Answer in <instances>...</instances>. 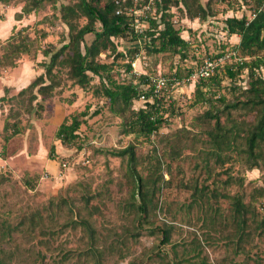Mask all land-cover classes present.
<instances>
[{
  "label": "trees",
  "instance_id": "16d2710c",
  "mask_svg": "<svg viewBox=\"0 0 264 264\" xmlns=\"http://www.w3.org/2000/svg\"><path fill=\"white\" fill-rule=\"evenodd\" d=\"M17 1L0 0V5L22 4L14 16L18 22L49 6L67 27V41L56 51L42 49L38 42L32 44L26 34L28 27H14L10 37L0 41V72L16 68L22 56L32 55L37 61L39 52L48 61L40 62L42 72L18 92L5 88L0 108L16 103L26 112L31 113L35 106L43 110L56 89L61 90L62 72L83 91L98 77L109 110L121 120L122 133L143 138L151 149L139 154L137 146L130 144L107 150L125 161L123 177L118 181L106 180L95 189L90 183L79 182L47 205L19 212L13 211L11 204H0V264H107L110 257L125 259L129 244H137L146 230L150 236L159 233L160 243L144 249L142 257L133 258L129 264H215L203 255L204 244L229 250L231 255L218 264H264V78L257 73L264 68V0H154L157 13L141 35L133 29L134 17L129 12L132 0H122L121 6L117 0ZM220 4H225V9H217ZM242 7L245 13L225 17L222 26V33L239 36V43L220 44L219 52L237 51L248 61L239 67L227 65L213 77L196 82L193 104L205 105V111L190 127L162 135L155 143L152 137L169 123L171 115L180 112V98L173 97L171 88L160 100L151 98L143 87L148 74L134 75L122 83L115 81L117 64L123 67L122 75L131 74L132 63L140 54L141 45L125 49L121 42L136 44L144 39L149 53L181 54L189 43L175 25L174 10L203 25L220 13L238 12ZM118 8H123L120 15L116 14ZM248 11H256L253 19ZM87 35L94 36L89 44ZM172 75L180 76L176 70L164 76ZM142 95L146 100L140 99ZM18 114L15 111L11 115ZM82 123L80 115L72 116L70 122L65 119L56 131L57 140L65 147L78 145ZM9 129L10 136L21 135L19 121L6 122L4 131ZM180 134H184V141ZM185 141L201 146L193 160L199 172L189 180L181 164ZM54 155L52 146L49 159L55 160ZM255 171L258 176L249 179ZM113 183L126 193L118 201L110 189ZM109 203L121 214L120 224L107 219ZM161 212L198 225L202 239L195 235L188 243L173 244L175 227L171 223L156 225ZM67 231L80 232L81 244L66 245L67 240L61 238ZM167 245L171 258L166 249L162 250Z\"/></svg>",
  "mask_w": 264,
  "mask_h": 264
},
{
  "label": "rangeland",
  "instance_id": "374dc122",
  "mask_svg": "<svg viewBox=\"0 0 264 264\" xmlns=\"http://www.w3.org/2000/svg\"><path fill=\"white\" fill-rule=\"evenodd\" d=\"M231 1L241 2L242 0ZM19 2L21 0L16 3ZM21 6L20 3L11 7L0 5V16H3L4 20L8 18L15 20V13L21 10ZM225 6V4H220L217 9H225ZM174 11L176 27L183 30L182 36L188 37V33L195 48L189 46L187 51L181 54L172 52L152 54L146 49L144 39L139 40L141 41L139 43L141 45L139 58L148 75H169L176 70L180 74L179 77L183 78L194 72L202 58L213 56L217 51L223 37V19L232 15L241 16L246 12L242 7L238 12L220 13L217 18L209 19L203 24L207 25V31L202 32L203 42L201 43L197 34L203 29V27H199V24L202 25V23L198 20H188L180 12ZM81 22H85V20L83 19ZM23 27H28L26 34L32 44L36 46L38 42L42 49L49 48L56 51L60 49L64 41H67V27L59 21L57 13L53 14L49 6L18 22L17 30ZM206 33L213 34V36H207ZM93 38V35L85 37L88 44ZM121 44L125 49L136 46L125 41H122ZM20 59L18 65L25 67L32 65L37 69L41 68L40 62L48 61V58H45L41 52L36 57L37 61L32 60V55L30 57L22 56ZM102 59L107 62L112 61L109 58L104 59L103 57ZM159 65L160 67H158ZM159 70L161 73L158 72ZM121 71H123V67L119 63L115 69V73L118 74L114 78L118 83L126 82L134 76L132 74L122 75ZM40 73L36 71L35 77ZM60 76L62 78L61 90L56 89L54 97L45 103L43 110H37L35 106L31 113L26 112L24 109H19L16 103L0 108V204H11L12 210L15 212L28 207L34 209L41 205H47L49 200L58 196L61 191L79 182L90 183L95 189L106 180H120L123 177L125 161L121 157L106 153L107 150L124 149L130 144L137 146L139 154H147L151 149V145L143 138L122 133L121 120L109 110L107 98L104 97L98 77H94L92 86L83 91L72 85L65 72L60 73ZM224 85H227L226 81ZM186 87L174 92L173 97L180 98L177 103L180 112L171 115L169 123L160 130L159 134L152 137V141L155 143L162 135L190 127L195 122V118L205 111V105L193 104V92H190L189 95L185 94L188 93ZM75 91H78L80 96H77ZM224 94L229 96L227 91ZM75 102H77L75 106L70 108ZM15 111H18L19 114L11 115ZM83 113L85 116H82ZM9 115L10 117L7 119ZM74 115H80V119L83 121L78 132L80 138L78 145L82 147L81 149L78 145L72 148L65 147L55 136L59 125L65 119L70 122ZM14 121H19L21 132L19 136H10L12 129H9L8 132L4 131L5 123L12 124ZM184 137V134H180L182 141L185 140ZM185 142L182 153L184 159L181 164L186 171V179L189 180L192 175L199 172V169L194 167L193 160L197 159L201 146L193 141ZM52 146H55V160L49 159V151ZM157 147L160 145L157 144ZM98 149L102 151L99 152ZM49 163L56 167L54 172H51V169L48 172ZM62 163H67L68 168L62 170L60 166ZM257 176L258 172L255 171L248 177L251 179ZM3 178L6 181L2 182ZM165 179H168L167 175H165ZM110 189L116 201L126 196L125 190L121 192L114 183L110 184ZM106 214L110 223H121L119 216L121 214L115 209V204L109 203ZM165 223H171L175 227L173 244L188 243L195 235L202 239V230L198 225H189L186 218L173 219L169 214L161 212L156 225L162 227ZM148 231L143 233L137 244H129L130 252L125 259L110 257L106 261L107 264H129L133 258L142 257L144 249L159 244L161 235L158 233L156 236H150ZM61 240L63 242L67 240L66 245L75 247L81 244V233L67 231ZM163 249H166L171 258L170 245ZM203 255L208 257L210 263L218 264V261L231 254L223 246L213 245L210 247L204 244Z\"/></svg>",
  "mask_w": 264,
  "mask_h": 264
},
{
  "label": "built area",
  "instance_id": "2783aa9c",
  "mask_svg": "<svg viewBox=\"0 0 264 264\" xmlns=\"http://www.w3.org/2000/svg\"><path fill=\"white\" fill-rule=\"evenodd\" d=\"M122 0H117L116 4L121 6ZM132 6L129 12L134 17L133 29L134 32L141 35L144 33L149 20L154 17L157 13V8L154 0H132ZM123 8H118L116 11L117 15H120ZM256 15V11L249 14V18L253 19ZM227 32L224 31L223 36L226 37ZM195 48V47H194ZM196 50H198L196 48ZM212 57H204L201 59V63L198 68L190 73L189 75L181 78L177 75H172L170 78L164 76L163 74H157L149 76L146 84L143 86L149 91V95L154 100H160L164 93H166L170 88L172 93L176 90L195 85L196 82L200 80H207L213 77L217 72L222 70L225 66L231 65L239 67L244 65L248 59L239 55L237 51H222L215 53ZM133 70L132 75L140 76L142 73L137 71L135 68V61L132 63ZM258 75L264 78V68L257 71ZM146 95L141 96V100H146ZM62 170L68 168L67 163H62Z\"/></svg>",
  "mask_w": 264,
  "mask_h": 264
},
{
  "label": "crops",
  "instance_id": "0c3cea01",
  "mask_svg": "<svg viewBox=\"0 0 264 264\" xmlns=\"http://www.w3.org/2000/svg\"><path fill=\"white\" fill-rule=\"evenodd\" d=\"M17 24H18V22H16L15 20H11L10 18H8L6 20H0V41H4L7 38H9L11 33H12V29L14 27H17ZM199 27L200 28L203 27L202 31H200V33L197 34L199 39L201 40L200 42L202 43L203 38L201 35H202V32L207 31V25L199 24ZM206 35L207 36H213V34H209V33L208 34L206 33ZM187 36L188 37L182 36V38L185 39L189 43V46L194 48L193 43L190 41L191 37H189L188 33H187ZM239 41H240V38L237 35H232L230 37H224L223 36L221 38V42H219V46H218L217 51L215 53L219 52L220 44H226V45H230V46L232 45L233 46V45H237L239 43ZM139 43H141V42L139 41L135 45L140 46ZM158 67H160V65ZM135 68L137 71L141 72L142 74H147L146 71L142 67V62H141L139 57L135 61ZM36 71H39V73H40L39 67L37 69V68H34L32 65H31V67L30 66L25 67V66L20 65V64L14 69L2 70L0 72V98L4 96V94H5L4 89L5 88L12 89V93H16L19 90H21L23 87L27 86V84H29V82L35 78ZM158 72L161 73V70H159ZM150 76H152V75H150ZM186 89H187L188 93H185L184 89H183V92L185 94L189 95L190 92H193L194 85H190V86L186 87ZM75 94L77 96H80V93L78 91H75ZM76 103L77 102L73 103L70 106V108H73ZM53 163H56V162L53 161ZM49 169H51V172H54L56 167L54 165L50 164L48 166V172H50Z\"/></svg>",
  "mask_w": 264,
  "mask_h": 264
}]
</instances>
